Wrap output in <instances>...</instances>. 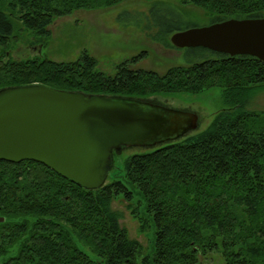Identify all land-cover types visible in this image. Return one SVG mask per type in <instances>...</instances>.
Here are the masks:
<instances>
[{
    "label": "trees",
    "instance_id": "16d2710c",
    "mask_svg": "<svg viewBox=\"0 0 264 264\" xmlns=\"http://www.w3.org/2000/svg\"><path fill=\"white\" fill-rule=\"evenodd\" d=\"M122 1L0 0V45L16 19L46 39L55 18ZM182 2L203 9L212 23L264 18V0ZM198 48L208 51L202 59L162 74L131 67L133 57L112 75L86 52L56 61L0 51V88L38 83L159 103L160 93L218 86L225 105L206 129L127 156L99 188H84L33 160H0V264H200L213 253L221 264H264V111L248 108L264 86V63ZM119 196L139 231L152 229L150 253L120 224L112 206Z\"/></svg>",
    "mask_w": 264,
    "mask_h": 264
},
{
    "label": "water",
    "instance_id": "95a60500",
    "mask_svg": "<svg viewBox=\"0 0 264 264\" xmlns=\"http://www.w3.org/2000/svg\"><path fill=\"white\" fill-rule=\"evenodd\" d=\"M170 41L264 62V18L232 17L174 32ZM197 125L195 112L135 98L44 84L0 88V160L40 162L88 189L104 184L112 149L172 141Z\"/></svg>",
    "mask_w": 264,
    "mask_h": 264
},
{
    "label": "rangeland",
    "instance_id": "374dc122",
    "mask_svg": "<svg viewBox=\"0 0 264 264\" xmlns=\"http://www.w3.org/2000/svg\"><path fill=\"white\" fill-rule=\"evenodd\" d=\"M211 20L203 9L182 0H125L106 9H78L57 17L49 25L50 34L46 39L16 19L13 33L0 45V51L14 59L41 55L56 61L75 60L86 52L95 57L96 68L108 75L116 72L119 63L137 57L138 61L131 67L162 74L171 66L189 64L202 59L201 54L208 53L198 47L170 46L166 44L170 35L175 31L210 24ZM209 54L214 56L211 52ZM155 98L160 102L147 101L196 112L199 126L194 132L206 129L215 114L225 106L218 86L199 93H160ZM248 108L264 111V86L254 93ZM143 150L142 147L113 150L105 183L122 169L127 156ZM112 206L121 214L119 222L129 236L142 244L143 254L150 253L152 229L139 231L137 221L121 196L112 202ZM220 262L218 254L213 253L202 258L200 264Z\"/></svg>",
    "mask_w": 264,
    "mask_h": 264
},
{
    "label": "bare ground",
    "instance_id": "6f19581e",
    "mask_svg": "<svg viewBox=\"0 0 264 264\" xmlns=\"http://www.w3.org/2000/svg\"><path fill=\"white\" fill-rule=\"evenodd\" d=\"M171 42V41H170ZM171 44H172V42H171ZM173 45V44H172ZM174 46V45H173ZM174 47H176V46H174ZM177 48H183V47H177ZM209 50V49H208ZM214 52V51H213ZM216 53H220V52H216ZM222 54H226V53H222ZM227 55H229V56H236V55H249V56H253V55H250V54H235V55H230V54H227ZM253 57H255V58H257L256 56H253ZM258 60H260L259 58H257ZM260 61H262V60H260ZM263 62V61H262ZM264 63V62H263ZM34 84H38V83H34ZM60 90V89H59ZM108 96V95H107ZM121 97H125V96H121ZM127 98H131V97H127ZM135 99H137V98H135ZM139 100H142V99H139ZM145 101H147V100H145ZM151 102V101H150ZM164 106V105H163ZM167 107V106H166ZM170 108H172V107H170ZM176 109V108H175ZM181 110H183V109H181ZM187 111H189V110H187ZM193 112V111H192ZM196 113V112H195ZM198 126H199V115H198V125H197V127L195 128V129H193V130H190V131H188L187 133H189V132H191V131H194V130H196L197 128H198ZM187 133H185L184 135H186ZM184 135H182V136H184ZM181 136V137H182ZM180 138V137H179ZM179 138H177V139H179ZM177 139H175V140H177ZM172 141H174V140H172ZM167 142H169V141H167ZM164 143H166V142H164ZM162 144V143H161ZM157 145H159V144H157ZM154 146H156V145H154ZM122 147H125V146H122ZM121 147V148H122ZM134 147H138V146H134ZM147 147H152V146H147ZM147 147H142V148H147ZM120 148V149H121ZM113 150H115V149H112V156H113ZM112 164V163H111ZM111 166V165H110ZM110 170V169H109ZM55 172V171H54ZM58 174V173H57ZM60 175V174H59ZM108 175V174H107ZM107 177V176H106ZM106 180V179H105ZM105 183V182H104Z\"/></svg>",
    "mask_w": 264,
    "mask_h": 264
}]
</instances>
